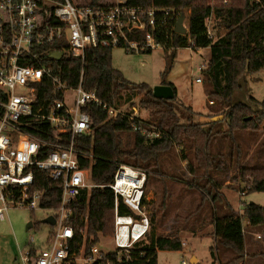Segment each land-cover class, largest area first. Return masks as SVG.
Segmentation results:
<instances>
[{
	"label": "trees",
	"instance_id": "16d2710c",
	"mask_svg": "<svg viewBox=\"0 0 264 264\" xmlns=\"http://www.w3.org/2000/svg\"><path fill=\"white\" fill-rule=\"evenodd\" d=\"M127 3L136 8L171 9L179 15L178 18L188 15V32L185 35L175 33L177 19H172L168 20L167 28L161 34H155V39L158 44L171 50L192 48L198 51L209 48L210 59L202 71L203 82L209 87V102L217 105L213 108L214 112L223 115L224 120L180 123L173 107L177 90L164 78L171 69L174 55L168 59L167 69L162 74L160 83L172 87V100L155 98L149 85H136L128 81L113 66L111 49H89L84 61L71 59L66 55L60 61H49L55 74L70 85L81 84L84 90L94 92L108 107L117 110L129 104L132 107L134 99L141 95L138 106L150 111L151 115L150 120L145 122L139 118L130 120L129 116L109 118L108 112L102 107L85 109L93 129L88 135L80 136L78 142L84 151L94 155L92 180L100 187L84 192L67 206L71 217L66 224L72 227L74 233L69 242L70 251L79 253L83 248L84 255H88L90 249L98 245L101 237L114 236L115 197L107 186L112 183L119 164L145 171L148 184L151 179L161 183L163 189L159 209L166 211L169 178L162 170L161 160L179 147L181 153H185L186 149L193 152L192 159L187 163L189 179L183 186L199 201L195 209L187 213L186 220L193 217L192 220L197 222L210 216V224L214 226L215 247L211 249L213 258H216L219 250H223L231 252L233 257L220 264H244L250 254L245 246L246 229L243 220L247 222L249 229L263 228L264 206L251 202L244 205L242 216L236 214L222 192L226 180L219 176L234 170L229 180L242 183L244 195L264 193V141L258 142L252 165L243 164L247 155L240 142L244 134L256 140L264 138V99L255 109L250 104L231 103L234 92L241 87V80L264 70V0L260 3L253 0H227V3L224 0H214L213 5H210L209 0H127ZM209 16L212 17L213 28L216 31L224 29V34L208 37L206 18ZM139 39L143 37L140 36ZM48 48L50 51L63 50L58 43H53ZM43 95L41 91V100ZM250 101L257 103L252 98ZM222 122H225L227 130L220 131L217 128ZM134 125L155 132L158 137L148 139L134 131ZM226 144L229 148L225 151ZM183 158L188 160L187 156ZM88 166L89 161H82L83 168ZM33 190L44 192L40 201L42 209H60L61 185L52 181L47 171H34ZM205 207L209 208L208 213ZM118 212L131 213L122 199L118 200ZM176 217L180 218L179 215ZM195 226L191 225L192 231ZM154 228L144 240L123 251L120 260L119 252L112 251L94 264H158L159 251L182 250L183 243L179 234L175 232L158 237ZM51 233L49 237L52 236ZM35 254V249L30 250L31 259ZM254 256L264 258V252H258Z\"/></svg>",
	"mask_w": 264,
	"mask_h": 264
},
{
	"label": "built area",
	"instance_id": "2783aa9c",
	"mask_svg": "<svg viewBox=\"0 0 264 264\" xmlns=\"http://www.w3.org/2000/svg\"><path fill=\"white\" fill-rule=\"evenodd\" d=\"M178 16L171 9L131 7L127 0H0V221L6 220L11 208L41 209L44 192L33 190L35 170L47 171L62 188L61 207L51 211L56 219L52 236L32 259L30 251L22 257L21 264H94L108 254L97 245L88 255L83 248L79 253L70 251L74 233L66 224L71 217L67 206L100 187L92 180L94 155L80 147L78 138L93 129L85 111L88 107H102L109 118H137L103 104L81 84L64 81L52 70L49 61L56 60L51 52L82 61L89 49L151 52L160 45L155 34H161L168 20H178ZM211 21L212 17L206 18L209 38L214 37ZM53 43L63 50L50 51ZM133 129L148 139L158 137L138 125ZM84 160L89 161L87 168L82 167ZM146 183L145 171L119 164L107 186L115 197L112 239L119 260L123 251L144 240L150 230L143 203ZM119 199L130 214L118 212Z\"/></svg>",
	"mask_w": 264,
	"mask_h": 264
},
{
	"label": "rangeland",
	"instance_id": "374dc122",
	"mask_svg": "<svg viewBox=\"0 0 264 264\" xmlns=\"http://www.w3.org/2000/svg\"><path fill=\"white\" fill-rule=\"evenodd\" d=\"M209 1L210 5L214 2V0ZM187 22L188 15L186 14L184 17L186 28ZM213 26L211 21L210 28L214 37L216 34L225 33L224 29L219 28L216 31ZM172 55L175 56L174 62L164 78L166 81L173 82L178 88L179 93L173 107L180 123L223 121L224 116L214 112L213 108L217 105H211L209 102V87L203 82L202 71L207 66V60L210 57L208 48L198 52L192 48L171 50L159 45L151 52H127L122 48L111 50L113 66L128 81L136 85L145 83L151 88L160 85L162 74L166 71L168 59ZM197 79H201V82H197ZM240 84L241 87L234 92L231 103L250 104L254 109L257 108L258 103L264 99V70L245 76ZM140 97L141 95H138L134 99V106L131 107L129 104L122 109L128 113H134L135 117L147 122L151 118L150 111L143 110L138 106ZM250 98L257 103L251 102ZM200 115L209 119H202ZM217 128L220 131L227 130L225 122L219 123ZM241 138L242 140H239L243 143L247 155L243 164L252 165L258 142H263L264 138L261 137V140L260 138L256 140L246 134ZM228 148L229 146L226 144L224 150L226 151ZM184 156H187L188 160H185ZM192 157V150L186 149L185 153H181L180 148L177 147L174 152L161 160L162 170L169 178V200L166 211L159 209L162 184L152 179L149 184L146 183L144 206L150 218V230L155 227V235L158 237L172 235L176 232L180 235L183 243L181 251H159L158 264H183V262L185 264H220V262L224 263L233 257L231 252L219 250L216 258H213L211 249L215 247V240L214 226L210 224V216L206 217L208 220L204 217L197 222L192 220L193 217L186 220L187 213L192 212L199 203L183 186L185 181L189 179L187 163ZM233 174L234 170H229L219 177L226 180L222 192L234 207L235 213L242 216L244 205L251 202L264 206V193L255 192L244 195L243 184L229 180ZM205 210L207 213L209 212L208 207H205ZM51 214V211L42 208L34 211L26 208L9 209L6 220L0 221V264H21V258L25 257L30 250L38 251L45 248L54 227L42 223V220ZM176 215H179L180 218L178 217V219ZM190 222L196 225L194 231L191 229L192 224ZM29 223H32V227L27 229ZM243 225L246 229L247 249L250 254V258H247L244 264H264L263 257L254 256L258 252H264V227L249 229L245 220H243ZM248 234L250 237L253 235L254 240L250 241ZM258 235L260 236L257 237ZM97 246L106 253L114 251L112 237H101Z\"/></svg>",
	"mask_w": 264,
	"mask_h": 264
},
{
	"label": "water",
	"instance_id": "95a60500",
	"mask_svg": "<svg viewBox=\"0 0 264 264\" xmlns=\"http://www.w3.org/2000/svg\"><path fill=\"white\" fill-rule=\"evenodd\" d=\"M184 17L185 15H181L179 19L177 20L176 27H175V33L184 35L186 34V28L184 27ZM50 57L56 61H60L62 59V53L61 52H51ZM153 96L158 99H164V100H172L174 97V91L170 85H157L152 88ZM42 223L48 224L51 227H54L56 224V219L53 216H48L44 220H42ZM32 227V223H29L27 226V229ZM194 260V259H192Z\"/></svg>",
	"mask_w": 264,
	"mask_h": 264
},
{
	"label": "crops",
	"instance_id": "0c3cea01",
	"mask_svg": "<svg viewBox=\"0 0 264 264\" xmlns=\"http://www.w3.org/2000/svg\"><path fill=\"white\" fill-rule=\"evenodd\" d=\"M207 49V48H206ZM202 50V49H201ZM208 50H209V48H208ZM210 51V50H209ZM198 52H200V50H198ZM209 59H210V57L208 58V60H207V62L209 61ZM205 68H206V66H205ZM204 68V69H205ZM168 83H171V84H173L174 86H175V84L173 83V82H169V81H167ZM175 88H176V90H177V96H178V93H179V91H178V88L175 86ZM198 113V112H197ZM198 114H202V113H198ZM207 116V115H206ZM200 117L203 119L204 118V116H202V115H200ZM204 119H206V120H208L209 118H204ZM250 234H251V232H250ZM250 234H248V237H250ZM260 235H258L257 237H259ZM250 241H252V240H254L253 239V235H252V237H250ZM247 239H245V246H246V248H247Z\"/></svg>",
	"mask_w": 264,
	"mask_h": 264
}]
</instances>
